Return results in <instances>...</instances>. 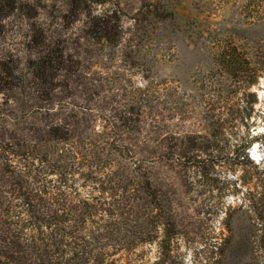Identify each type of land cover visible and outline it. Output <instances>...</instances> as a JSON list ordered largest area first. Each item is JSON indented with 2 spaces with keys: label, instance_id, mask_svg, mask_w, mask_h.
Listing matches in <instances>:
<instances>
[{
  "label": "rangeland",
  "instance_id": "rangeland-1",
  "mask_svg": "<svg viewBox=\"0 0 264 264\" xmlns=\"http://www.w3.org/2000/svg\"><path fill=\"white\" fill-rule=\"evenodd\" d=\"M262 78L264 0H0V147L126 186L122 264H264Z\"/></svg>",
  "mask_w": 264,
  "mask_h": 264
},
{
  "label": "trees",
  "instance_id": "trees-1",
  "mask_svg": "<svg viewBox=\"0 0 264 264\" xmlns=\"http://www.w3.org/2000/svg\"><path fill=\"white\" fill-rule=\"evenodd\" d=\"M59 130H51L52 140L67 139V132ZM60 150L72 159L79 155L76 150ZM6 152L1 146L0 264H122L114 255L132 254L133 243L126 241V234L121 235L117 227L119 219H127L129 211L138 207L130 194L122 196L126 186L122 192L119 186L112 189L111 198L101 192L83 196L73 187L72 172L66 167L44 165L40 159L37 165L28 161L14 167ZM18 155L28 160L25 153ZM90 176L87 172L84 182ZM146 184L143 186L148 190ZM90 187L95 189V185ZM120 200L123 202L116 204ZM170 233V227L163 229L160 257L155 264L170 263Z\"/></svg>",
  "mask_w": 264,
  "mask_h": 264
},
{
  "label": "bare ground",
  "instance_id": "bare-ground-1",
  "mask_svg": "<svg viewBox=\"0 0 264 264\" xmlns=\"http://www.w3.org/2000/svg\"><path fill=\"white\" fill-rule=\"evenodd\" d=\"M262 82H264V78H262Z\"/></svg>",
  "mask_w": 264,
  "mask_h": 264
}]
</instances>
